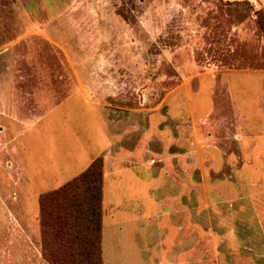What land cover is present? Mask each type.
<instances>
[{
	"label": "rangeland",
	"instance_id": "obj_1",
	"mask_svg": "<svg viewBox=\"0 0 264 264\" xmlns=\"http://www.w3.org/2000/svg\"><path fill=\"white\" fill-rule=\"evenodd\" d=\"M257 10L264 0H0V213L23 223L0 221V264H50L37 199L56 188L43 174L52 149L35 126L1 114L4 100L44 113L47 96L62 127L43 134L92 133L96 102L111 150L148 161L150 198L136 200L151 216V248H161L153 264H264ZM79 84L86 103L68 90ZM133 185L105 177V225L110 203L135 212Z\"/></svg>",
	"mask_w": 264,
	"mask_h": 264
},
{
	"label": "crops",
	"instance_id": "obj_2",
	"mask_svg": "<svg viewBox=\"0 0 264 264\" xmlns=\"http://www.w3.org/2000/svg\"><path fill=\"white\" fill-rule=\"evenodd\" d=\"M68 90L69 92L78 91L83 98V102H87L85 88L80 84L73 85ZM4 101L5 105L1 106V114L4 120L7 119L12 123L18 124L29 122L31 126L36 127L37 135L34 136L39 135L41 138H43V135L46 136L44 138L47 139L49 150L50 148L52 149L46 159L47 168L43 171L44 178L49 179V187L57 188L61 186L83 171L95 157H101L100 255L102 264H153L150 253H158L161 248H158L156 244L151 248L149 240L151 216L149 212L144 215L143 203L140 205L138 200H136L140 195L143 199L146 196L148 200L150 198L148 161L145 162L143 154H140L137 156L140 162L134 166L133 156L135 155H132L131 152L123 149L119 151L111 150L112 136H115V134L107 130L104 116L97 103H94L98 111L95 118L96 121L91 126L93 132L91 133L88 129L86 134H66L63 139L61 137L56 138L55 134L51 136L49 133L48 136L43 134L45 132L42 131L43 129L45 131L49 130V125L58 124L59 129L62 127L61 123L49 118V107L51 106H49V96H47L45 101L44 113H41L43 111L41 109L42 106H38L30 110L29 116H26L27 114L22 115L18 107L9 106L7 101ZM42 124L45 127H39ZM107 175L111 177L114 188L120 187L122 189L138 184L141 192L132 191V194H129L131 195V200H129L132 201L133 207L135 205V208L132 207L135 212H130L131 207L124 205V203H127L124 199L120 202L110 203L109 206L111 208L107 214L109 215V221L105 225L103 194ZM1 220L15 221V223L9 225L13 230H16V226L20 228L23 226L20 218L15 213L8 212L6 214L1 212ZM106 235H108V239H106ZM136 253L140 254L136 255Z\"/></svg>",
	"mask_w": 264,
	"mask_h": 264
},
{
	"label": "trees",
	"instance_id": "obj_3",
	"mask_svg": "<svg viewBox=\"0 0 264 264\" xmlns=\"http://www.w3.org/2000/svg\"><path fill=\"white\" fill-rule=\"evenodd\" d=\"M255 15L264 35V14ZM101 166L97 156L79 174L38 196L41 255L50 264H102Z\"/></svg>",
	"mask_w": 264,
	"mask_h": 264
}]
</instances>
